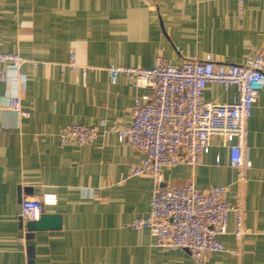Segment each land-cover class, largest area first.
<instances>
[{
	"label": "crops",
	"instance_id": "1",
	"mask_svg": "<svg viewBox=\"0 0 264 264\" xmlns=\"http://www.w3.org/2000/svg\"><path fill=\"white\" fill-rule=\"evenodd\" d=\"M0 43L25 59L26 75L22 87L4 65L0 80V264H193L187 249L155 246L147 229L130 226L147 215L153 181L128 176L144 154L112 129L131 123L129 108L145 89L123 75L112 81L107 67L147 68L157 55L238 64L264 54V0H245L241 13L233 0H0ZM16 94L28 116L11 109ZM236 96L234 86L204 90L209 102ZM70 124L94 125L98 136L60 146L58 131ZM245 128L252 165L243 183L218 134L196 165L162 170V186L228 185L227 201L242 198L244 234L233 236L230 212L223 251L203 264H264V88ZM45 194L55 202L42 212L59 215L60 225L21 226V201Z\"/></svg>",
	"mask_w": 264,
	"mask_h": 264
},
{
	"label": "built area",
	"instance_id": "2",
	"mask_svg": "<svg viewBox=\"0 0 264 264\" xmlns=\"http://www.w3.org/2000/svg\"><path fill=\"white\" fill-rule=\"evenodd\" d=\"M233 1L241 13L245 0ZM24 61L18 53L0 48V80L6 79L3 66L8 65L23 87ZM70 65L76 66L73 55ZM107 71L112 81L123 75L131 86L145 89L129 108L131 123L112 129L118 140L131 143L144 154L138 163L129 166L128 176L147 174L153 181L147 215L135 217L130 226L147 229L155 246L187 249L193 264H203L209 253L223 251L219 236L226 232L230 212L235 215L233 236L239 240L244 234L242 198L227 201L228 185L199 190L189 180L181 186H162V170L179 164L196 165L209 151L212 136L218 134L228 146L229 166L236 170L237 180H246L245 170L252 163L245 153V122L257 94L264 88V54L260 52L238 64L217 63L211 55L172 64L157 55L147 68L110 65ZM208 83L223 88L234 86L237 96L225 103L206 101L204 90ZM10 107L20 116L29 114L22 109L17 94L11 98ZM97 136L94 125L70 124L59 129L58 142L60 146L87 144ZM54 202L52 194L23 199L19 212L23 226L26 221L39 219L43 204Z\"/></svg>",
	"mask_w": 264,
	"mask_h": 264
},
{
	"label": "water",
	"instance_id": "3",
	"mask_svg": "<svg viewBox=\"0 0 264 264\" xmlns=\"http://www.w3.org/2000/svg\"><path fill=\"white\" fill-rule=\"evenodd\" d=\"M43 211V208H42ZM21 226H23L22 221L20 220ZM60 225V217L59 215L52 213H41L38 220L35 221H26L24 223V227L28 230H37L42 229L49 226H59Z\"/></svg>",
	"mask_w": 264,
	"mask_h": 264
}]
</instances>
